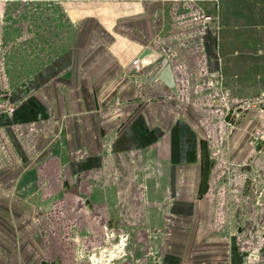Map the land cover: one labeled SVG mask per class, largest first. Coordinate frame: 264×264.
<instances>
[{
  "label": "crops",
  "instance_id": "1",
  "mask_svg": "<svg viewBox=\"0 0 264 264\" xmlns=\"http://www.w3.org/2000/svg\"><path fill=\"white\" fill-rule=\"evenodd\" d=\"M140 1L113 20L66 9L64 20H46L42 8L43 20L23 22L42 40L26 58L11 50L0 68L9 91L0 103L14 106L0 107L1 186L11 184V200L42 202L30 212L46 218L34 226L43 239L28 244L44 254L27 253L25 264H92L77 262L78 250L105 245L108 230L132 239L114 264H264V250L253 257V239L247 247L239 230L246 220L247 232L258 228L257 197L246 211L234 203L238 225L219 221L227 187L212 181V159L223 126L212 125L201 95L239 102L264 90V0H219L212 21L195 3L196 16L184 18L169 14L168 0ZM145 49L138 73L132 60ZM164 57L178 92L160 78ZM254 121L250 108L233 135L237 160L252 157Z\"/></svg>",
  "mask_w": 264,
  "mask_h": 264
},
{
  "label": "rangeland",
  "instance_id": "2",
  "mask_svg": "<svg viewBox=\"0 0 264 264\" xmlns=\"http://www.w3.org/2000/svg\"><path fill=\"white\" fill-rule=\"evenodd\" d=\"M141 2L140 0H0V68L6 67L9 62L7 60H10L9 52L11 50H15L16 54H22L23 58H26L30 54L28 51L31 48V41L33 40H42L41 38H37L35 35H33L32 30L26 29L25 20H43L40 13L37 12V9L39 8L40 4H45L44 9H49L51 12H57L60 8L62 10L67 11V13L71 12V14L74 16L77 13L84 14L85 12H90L91 15H98L99 20H113V10H116L117 13L127 15L132 14L135 10H137V4L136 2ZM149 1H155V0H149ZM160 2V0H157ZM169 3H173L175 5H171V7H175L171 14L172 16H186L189 18L192 17V14L194 13L193 5L194 4H188V3H195V13L197 10H200L201 17L205 19L206 16H211L210 19L207 21H212L215 19V14L217 15L218 9H219V0H168ZM195 1V2H194ZM168 2H166L167 4ZM53 4V6H51ZM188 4V6H187ZM200 4V5H199ZM168 5V4H167ZM178 5V7H177ZM205 9L203 8V6ZM37 6V7H36ZM184 6V7H183ZM114 7V9H112ZM139 7V6H138ZM170 7V8H171ZM181 12L178 11L176 8L180 9ZM108 9V13L107 12ZM215 10V11H213ZM190 12V13H189ZM208 12H213L212 14ZM99 13H101L99 15ZM188 13V15L186 14ZM194 13V16H196ZM46 20H58L56 18V14H51L50 17L46 18ZM16 22H20L22 24L16 25ZM17 36V37H16ZM44 50V48H43ZM26 62H24L25 64ZM25 66V65H20ZM3 83V82H2ZM4 84H7L5 82ZM8 85V84H7ZM10 86V85H9ZM8 86V87H9ZM11 89V88H10ZM9 91L2 87L0 90V96L1 98L6 97L5 95H8ZM214 91L211 89H207L204 92H202L201 95L205 96L203 98L209 99L211 94ZM264 92V90L262 91ZM262 92L255 95L253 99H256ZM218 102H214L213 98L207 100V102L203 105L205 109H207L209 112H211V118L213 123L212 125L217 127L218 123H220L222 126V131H218L219 133L216 136L215 141V151L218 147V152H215L214 158L212 159L214 163H216L217 172L216 175L213 174V180L218 183L217 189L221 190L220 188L224 189L227 187V190L225 191H218L219 195L221 197H226V205L225 207H221V211L219 213V221L221 222H228L230 221V224L238 225V223L241 221L240 217L238 216V212L234 211L235 205L234 203L242 206L243 211H246V202L249 200V198H255L257 197V200H254V205L257 208L259 212V218H258V228L254 229L253 233L251 234L250 231L247 232L250 227H248L247 220L241 222L242 226L239 228L241 232L243 242L247 247H250V241L251 238L254 241V245H252V253L253 257L260 258L262 254V250H264V145L262 143V146H258L255 148L253 144L251 143L252 136L250 137V144L253 147L252 151V157L249 158V160L246 161V158H243L242 160L235 159L234 153L232 152V142H233V135L236 130L240 127V123L244 118L246 117L247 112L250 108L255 110V123L254 128H256L258 131H261L264 129V111H262L261 107L262 105L256 104L251 105L250 107L244 105L242 108H238L240 112L239 118H234L235 115L231 112L229 114L228 119L233 120L238 124L237 128H231L228 127V124H226L223 121L222 116L224 117V112H228L230 105L231 108H234V104L238 101L236 100H230L228 101V97L224 96L223 92L219 93V96L216 97ZM252 98H249L248 100H251ZM227 101V102H226ZM245 101V100H242ZM200 102H205L204 100H201ZM229 102V103H228ZM228 103V105H227ZM12 105L10 103H0V107H4L8 110L9 107ZM208 111H205L206 113ZM230 111V110H229ZM235 112V110H233ZM232 118V119H231ZM234 121L232 123L234 124ZM252 130V131H253ZM224 144L221 148L220 145ZM246 162H253L249 165ZM212 162V165L214 163ZM248 165V166H247ZM238 167V168H236ZM243 167V168H242ZM247 167V168H246ZM15 173H8L6 175V178H10ZM5 177V176H4ZM5 179V178H4ZM0 179V245L3 247L8 246V248H0V261L9 262L10 258L14 256V258H19L20 264H25L26 261V254L30 253L34 256H40L39 252L44 254V249L40 250H32L28 247V244H30V241H37L39 239H43V233L37 234L34 232V226L36 224H39V222H43L46 220L45 217L42 218L41 211H35L36 216L33 215L30 211L33 210V208L30 207H40L44 208L42 205V202H36V201H17V200H11V192L13 189L11 188V184L2 185L1 183L7 182L5 180ZM17 191L16 189L14 190ZM249 196H245V195ZM247 200V201H246ZM74 204H72L73 206ZM238 205V206H239ZM249 205V204H248ZM225 210V211H224ZM9 214H8V212ZM39 212V213H38ZM247 215H244L245 217ZM249 217V216H247ZM246 217V218H247ZM68 226L73 225L71 220L67 218ZM223 222V223H224ZM250 222V221H248ZM6 225V226H5ZM9 225L10 227H8ZM70 228V227H69ZM74 228H71L70 230H73ZM109 229V228H108ZM30 230V231H28ZM109 234L110 232L107 231ZM106 232V234H107ZM33 233V235H32ZM114 233V232H113ZM37 236L35 237V235ZM72 234V232H71ZM105 234V235H106ZM125 234V233H124ZM59 234L55 235L58 237ZM129 240H132L129 238V235L126 234ZM51 236L53 234L51 233ZM73 236V234H72ZM33 237V239H31ZM71 237V235H70ZM53 238V237H52ZM53 240L52 244L53 246ZM12 241L19 242L16 249H10V244H12ZM117 241V242H116ZM111 242L118 243L119 242V236L114 233V237L112 238ZM106 245V244H105ZM104 246V245H103ZM101 246L98 249L95 250H78V254L82 253V258L79 259L77 262L85 258L84 260H88L89 256L92 255L94 252H99L100 250H103ZM39 251V252H38ZM52 251V250H51ZM125 254L122 256H126L128 253V250L124 249ZM77 254V255H78ZM129 254V253H128ZM121 257V258H122ZM91 262V260L89 259ZM82 262V261H81ZM105 260H102V263L99 264H105ZM115 262V261H113ZM92 263V262H91ZM261 264V263H259Z\"/></svg>",
  "mask_w": 264,
  "mask_h": 264
},
{
  "label": "water",
  "instance_id": "3",
  "mask_svg": "<svg viewBox=\"0 0 264 264\" xmlns=\"http://www.w3.org/2000/svg\"><path fill=\"white\" fill-rule=\"evenodd\" d=\"M151 49H145L143 50L141 56H139L141 59L146 58L149 54H151ZM162 64L164 66L163 72L160 76V78L174 91L178 92V88L176 86V80L174 77V74L171 69L170 62L168 61L167 57H164L162 60ZM144 66V64H142ZM152 64H149L146 66L145 72L150 71ZM114 237V233H107L106 234V245L102 247L103 250H100L99 252H94L92 255L89 256V259L91 260L92 264H98L100 261L105 260V264H114L113 261L121 258L125 254V247L127 245V235L121 234L119 236V242L113 243L111 242L112 238ZM82 258V253H79L78 260Z\"/></svg>",
  "mask_w": 264,
  "mask_h": 264
},
{
  "label": "built area",
  "instance_id": "4",
  "mask_svg": "<svg viewBox=\"0 0 264 264\" xmlns=\"http://www.w3.org/2000/svg\"><path fill=\"white\" fill-rule=\"evenodd\" d=\"M210 18H211L210 15L205 17L206 20H208ZM132 64H133V67L135 68L136 72L141 73L143 71L142 59L139 56H136L132 60ZM228 101H230V99ZM228 103H227V105H228ZM258 103H259V105H262V107H261L262 109L261 110L264 111V92H262L256 99H253L252 98L251 100H245V101L236 102L234 104V108H231L230 105H229L228 108H229L230 111L228 110V112H226V113L224 112L225 116L224 117L222 116L223 121L226 124H228V127H231V128H234V129L237 128V123L234 121V118H239L240 117V112L237 109L238 108H242L246 104H247L248 107H250L251 105H256ZM8 110L10 112H12L14 110V106L12 105L11 107L8 108ZM233 110H235V112ZM231 112L235 115V117L233 118V120L228 119L229 114ZM232 121H234V124L232 123ZM223 126H227V125H223ZM251 136H252L251 143L253 144V146H255V148H257L260 145L262 146V143L264 145V129L261 130V131H258L255 128L251 132ZM108 231L110 232V230H108Z\"/></svg>",
  "mask_w": 264,
  "mask_h": 264
},
{
  "label": "flooded vegetation",
  "instance_id": "5",
  "mask_svg": "<svg viewBox=\"0 0 264 264\" xmlns=\"http://www.w3.org/2000/svg\"><path fill=\"white\" fill-rule=\"evenodd\" d=\"M45 6V4H40V6H38L39 8L37 9V12H39V10L40 9H42L43 7ZM51 6H53V4H51ZM37 7V6H36ZM47 10H49V9H47ZM51 14H56V18L58 19V20H64L65 18H67L66 17V13H65V10H62V8H60L57 12H51V11H49V16L51 15Z\"/></svg>",
  "mask_w": 264,
  "mask_h": 264
}]
</instances>
